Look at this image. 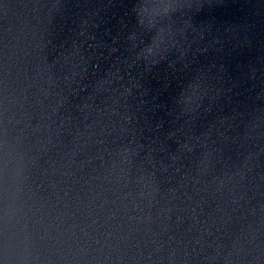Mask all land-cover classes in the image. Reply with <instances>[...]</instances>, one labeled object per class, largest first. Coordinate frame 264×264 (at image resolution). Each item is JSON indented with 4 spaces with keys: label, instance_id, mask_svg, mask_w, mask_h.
Here are the masks:
<instances>
[{
    "label": "water",
    "instance_id": "water-1",
    "mask_svg": "<svg viewBox=\"0 0 264 264\" xmlns=\"http://www.w3.org/2000/svg\"><path fill=\"white\" fill-rule=\"evenodd\" d=\"M0 264H264V0H0Z\"/></svg>",
    "mask_w": 264,
    "mask_h": 264
}]
</instances>
